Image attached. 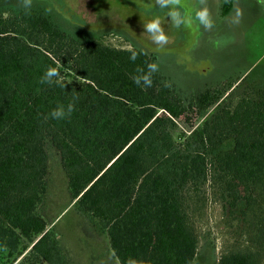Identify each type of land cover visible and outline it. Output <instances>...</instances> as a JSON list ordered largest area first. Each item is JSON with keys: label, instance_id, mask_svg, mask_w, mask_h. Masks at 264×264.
Returning <instances> with one entry per match:
<instances>
[{"label": "trees", "instance_id": "trees-1", "mask_svg": "<svg viewBox=\"0 0 264 264\" xmlns=\"http://www.w3.org/2000/svg\"><path fill=\"white\" fill-rule=\"evenodd\" d=\"M230 9L225 0L222 14ZM155 62L141 49L69 34L41 11L0 15V264L27 249L35 264H70L39 213L47 140L59 151L70 204L107 234L119 264H193L192 213L206 191L253 220L264 238V89L232 98L191 133L180 131L177 123L193 126L224 88L187 99L159 71L151 87L137 85L134 77ZM49 67L79 81L41 84ZM74 96L70 117L52 119ZM260 255L245 247L217 264H259Z\"/></svg>", "mask_w": 264, "mask_h": 264}, {"label": "rangeland", "instance_id": "rangeland-1", "mask_svg": "<svg viewBox=\"0 0 264 264\" xmlns=\"http://www.w3.org/2000/svg\"><path fill=\"white\" fill-rule=\"evenodd\" d=\"M257 1L230 0L231 9L224 16L221 10L225 0H207L212 19L210 29L195 17L196 11L203 7L199 0H180L179 4L165 7L158 0H32L27 10L22 0H0V15L41 11L74 36L86 40L98 38L113 47L152 53L157 71L187 99L208 88H224L221 99L199 112L193 126L177 123L180 131L191 133L232 98L264 89V13ZM173 12L179 13L184 21L179 26L171 15ZM157 17L168 37L165 45L154 43L144 28ZM61 76L68 82L79 81L65 69ZM46 150L47 193L39 213L49 223L48 227L54 226L70 264H119L107 234L92 225L74 202L70 204L59 151L48 140ZM193 209L198 237L193 264H217L223 253L245 247L260 250L259 264H264V238L253 220L226 210L225 203L209 191ZM7 260L12 259L4 261ZM35 261L27 249L11 264H35Z\"/></svg>", "mask_w": 264, "mask_h": 264}, {"label": "clouds", "instance_id": "clouds-1", "mask_svg": "<svg viewBox=\"0 0 264 264\" xmlns=\"http://www.w3.org/2000/svg\"><path fill=\"white\" fill-rule=\"evenodd\" d=\"M158 3L162 7L168 6L170 4H179L180 0H158ZM199 3L203 5V7L199 8L196 13L195 17L197 20H199L200 24H202L206 29H210L212 26V19L210 10L207 7V0H199ZM32 4V0H22V6L27 10L30 8ZM173 19L175 20V23L177 26H179L184 21L180 18L179 13L173 12L172 14ZM145 31H147L151 37L154 43L157 45H165L168 43V37L165 34L163 28L161 27V20L157 17L152 20H150L145 26ZM135 54L132 56V59L134 60ZM148 73L144 74L143 76H137L134 77V82L137 85H140L143 81V84L147 87H151L152 80H151V74L156 72L158 70V67L155 63L148 65ZM62 76L59 70L55 67H49L44 75L40 79L41 84H52L56 83L60 87H65L66 85L62 83ZM78 99V97L74 96L72 101H70L67 104V107L63 104H58L55 109H53L49 115L52 119L55 120H62L70 117L72 112L75 110V101Z\"/></svg>", "mask_w": 264, "mask_h": 264}, {"label": "crops", "instance_id": "crops-1", "mask_svg": "<svg viewBox=\"0 0 264 264\" xmlns=\"http://www.w3.org/2000/svg\"><path fill=\"white\" fill-rule=\"evenodd\" d=\"M256 1H257V0H256ZM257 2H258V1H257ZM258 3L260 4V6L263 7V5H264L263 3H260V2H258ZM261 4H263V5H261ZM222 6H223V5H222ZM262 7H261V11L264 13V7H263V8H262ZM224 16H225V15H224Z\"/></svg>", "mask_w": 264, "mask_h": 264}, {"label": "built area", "instance_id": "built-area-1", "mask_svg": "<svg viewBox=\"0 0 264 264\" xmlns=\"http://www.w3.org/2000/svg\"><path fill=\"white\" fill-rule=\"evenodd\" d=\"M259 2L264 4V0H259Z\"/></svg>", "mask_w": 264, "mask_h": 264}]
</instances>
